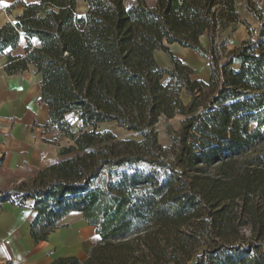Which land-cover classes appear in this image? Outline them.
Wrapping results in <instances>:
<instances>
[{
    "label": "trees",
    "instance_id": "1",
    "mask_svg": "<svg viewBox=\"0 0 264 264\" xmlns=\"http://www.w3.org/2000/svg\"><path fill=\"white\" fill-rule=\"evenodd\" d=\"M85 2L78 16L76 0H16L22 14L0 26L6 72L35 67L44 131L71 140L31 182L0 189V204L33 201L35 244L65 227L69 213L95 227L84 258L49 264H264V0ZM238 24L250 37L227 48L218 34ZM20 35L24 54L12 56ZM164 42L206 59L208 80ZM160 116L172 157L154 130ZM106 122L141 138L96 130Z\"/></svg>",
    "mask_w": 264,
    "mask_h": 264
},
{
    "label": "crops",
    "instance_id": "2",
    "mask_svg": "<svg viewBox=\"0 0 264 264\" xmlns=\"http://www.w3.org/2000/svg\"><path fill=\"white\" fill-rule=\"evenodd\" d=\"M15 1L0 0V26L6 22L15 23V18L22 14L24 7ZM23 1L29 3L38 0ZM75 5L76 14L84 15L88 8L85 0H76ZM248 22L253 28L252 33L257 34L260 25L251 16ZM227 32L228 48L250 37L248 29L242 24L236 25L234 30L227 28ZM20 36L18 45L11 52L12 56L24 54L27 40L25 36ZM30 41L32 46L40 45L36 37ZM164 44L184 63V58L193 57L195 52L176 43ZM6 54V51L0 52V157H3L0 189L19 185L33 177L58 158V151L63 145L71 143L67 137L57 140L54 135L44 131L48 109L38 101L40 79L35 67L31 65L9 74L4 66ZM154 58L163 67L170 65V60L162 50H155ZM208 70L205 69L196 78L207 81ZM32 203V200H28L21 207L9 201L0 204V264H6L7 261L14 264H49L58 256L85 257L93 245L95 227L89 225L81 213H69L63 219L67 226L54 229L46 240L35 244L30 234V222L35 216Z\"/></svg>",
    "mask_w": 264,
    "mask_h": 264
},
{
    "label": "rangeland",
    "instance_id": "3",
    "mask_svg": "<svg viewBox=\"0 0 264 264\" xmlns=\"http://www.w3.org/2000/svg\"><path fill=\"white\" fill-rule=\"evenodd\" d=\"M227 33H228L227 29L223 30L218 34V37L221 39L225 38L227 48H228L230 45H229V40H227V37H228ZM200 42L202 45L207 46L205 35L200 37ZM193 53H194L193 57L184 58V60H186V63H184L185 61H183V63L187 64L192 69L193 77H199L202 75V72L205 69L209 68V65L207 66L206 59H204L202 56L196 54L195 52H193ZM223 54H225V52ZM208 74H209V70H208ZM182 98L184 101H186L188 99V97H186L184 94L182 95ZM180 118H181V116H175L168 121L170 123V127H171L172 131L178 129L179 123H180ZM72 123H73V127L76 129V127H77L76 122H72ZM107 129H109L119 139L129 138V139H135L136 140V139L141 138L140 135H137V134L134 135L131 132H127V131L122 130V128L116 126V124L114 122H106V123L97 124L96 130L103 131V130H107ZM154 130L156 131V134L158 135V140H159L161 147L165 150L167 149V155L169 157H172L173 152H172V149L170 148L172 142L170 139V134L166 130V120L163 117L160 116L158 118V122L155 124ZM262 149H264V145H261L258 147V150H262ZM35 176H36V174H34L33 177L31 176L32 178L30 177V178L24 180V182H26V183L31 182ZM10 187H12V186H10ZM235 202L238 203V200L235 199ZM234 210L238 211L237 216L239 217V208L237 205H234ZM239 233H240L241 237H249L250 236L249 227L246 225L239 226ZM96 239H97V236L95 235L94 238L92 239L93 244L95 243Z\"/></svg>",
    "mask_w": 264,
    "mask_h": 264
}]
</instances>
